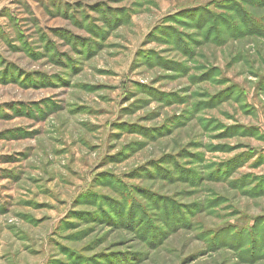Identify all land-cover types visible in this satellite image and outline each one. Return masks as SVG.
I'll use <instances>...</instances> for the list:
<instances>
[{
	"label": "rangeland",
	"instance_id": "374dc122",
	"mask_svg": "<svg viewBox=\"0 0 264 264\" xmlns=\"http://www.w3.org/2000/svg\"><path fill=\"white\" fill-rule=\"evenodd\" d=\"M0 264H264V0H0Z\"/></svg>",
	"mask_w": 264,
	"mask_h": 264
}]
</instances>
